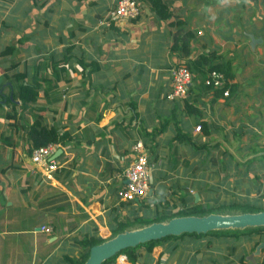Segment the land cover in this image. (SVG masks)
Returning a JSON list of instances; mask_svg holds the SVG:
<instances>
[{"label": "crops", "instance_id": "0c3cea01", "mask_svg": "<svg viewBox=\"0 0 264 264\" xmlns=\"http://www.w3.org/2000/svg\"><path fill=\"white\" fill-rule=\"evenodd\" d=\"M118 1L0 0V264L77 260L83 239L141 213L140 202L120 203L117 195L138 142L153 167L141 206L149 201L152 209L166 201L155 199L175 173L179 187L196 181L175 165L167 170L160 156L166 147L193 149L179 164L194 166L196 151L207 159L224 144L221 136L247 130L234 123L237 113L251 112V101L264 109V0H163L173 15L168 22L138 0L139 19L103 25ZM180 27L194 37L190 59L172 49ZM204 56L230 65L234 92L224 98L206 90L192 68L187 99L169 101L171 71ZM36 124L65 140L55 147L49 177L30 159ZM179 131L192 144H179ZM185 190L180 199L203 203ZM181 252L170 257L159 247L141 264H191Z\"/></svg>", "mask_w": 264, "mask_h": 264}, {"label": "rangeland", "instance_id": "374dc122", "mask_svg": "<svg viewBox=\"0 0 264 264\" xmlns=\"http://www.w3.org/2000/svg\"><path fill=\"white\" fill-rule=\"evenodd\" d=\"M252 103L255 104L256 102L251 101V112L247 109L245 112L237 113V122L234 123L238 128L246 126L247 130L244 128L245 132L243 130L239 131L238 136L229 134L227 141L221 136L219 143L224 144L220 147L217 145V147L211 148V152L207 153V159L201 156L205 153L196 151L197 154H200L197 157L199 162L191 166L190 164L179 163L182 161L188 162L193 154V149H177L176 151L175 148L170 150L166 147L165 153H160L161 160H163L167 170H172L175 165L180 172H184L185 176L191 179L196 178V181L191 184H186V180L182 184L179 183L180 187L183 188L181 189L176 185L175 176L177 173H175L173 180L170 178L166 182V186H164L166 188L164 189L166 191L165 194L155 199L156 203L164 197L166 201L160 203L159 207L157 204L152 209L148 208L150 205L149 201L145 203L146 206H141L140 201L138 206L141 209V215L139 214L138 218L152 219L156 216L155 211L158 209L163 211L166 208H171L173 213L180 212L182 209L180 197L183 190L186 189L185 191H187L189 187L203 196L204 204L209 203L210 205L219 206L228 205L232 201L238 203L260 201V204H264V164L259 162L252 164L249 173L246 166L239 165V162L253 159L256 157L254 156L255 152L264 149V109L262 108L260 111L254 110L255 107ZM232 116L233 114L230 113L227 119ZM150 154L152 159L151 151ZM177 160L178 163H176ZM172 182L174 183L172 184ZM209 238L204 237L199 241L195 238H186L182 244L183 248L179 250L182 251L181 258L190 259L192 257L191 264H241L240 258L242 256L247 257V264H262L264 262L263 249L257 254V249L261 246V244L257 243L261 237L241 238L236 241L226 240V238L213 239V242L207 241ZM199 245L201 246L199 247ZM198 248L202 251L201 254L197 255L196 251Z\"/></svg>", "mask_w": 264, "mask_h": 264}, {"label": "trees", "instance_id": "16d2710c", "mask_svg": "<svg viewBox=\"0 0 264 264\" xmlns=\"http://www.w3.org/2000/svg\"><path fill=\"white\" fill-rule=\"evenodd\" d=\"M141 1L144 2L152 10V12L156 15V17L159 20L168 22L172 19V16H173L172 12L170 8L168 7V5L164 3L163 0H141ZM169 26L173 27L174 25L169 24ZM174 37H175L174 46L172 48L173 51L174 52L180 51L181 57L183 59H190V57L192 56L191 43L194 39L193 35L189 32H186L183 28L180 27L177 29V32ZM209 57L210 56H204L202 58H198L197 60H194L193 63H190V65H188L187 67L190 70L194 68L199 73L204 75L203 80L206 78V75L211 71H217V72L222 73L225 76L228 84L226 85L224 89H217L213 92L215 95L221 96L222 93H224V91L229 89L230 93L232 94L235 90V87L232 84L235 77L231 71L230 65L229 64L217 65L213 61L215 59V55H211V57L213 58L212 61L209 59ZM203 87L206 90L212 91L210 88H207L204 85ZM34 92H35L34 90H31L30 94ZM206 127L207 126L204 125L205 130L207 129ZM29 139L33 144V151L44 149L51 145H57V144L62 145L65 143V140L59 139V137L57 136L55 132L46 129L40 124H36L31 129L29 133ZM176 141L179 144H183V143L192 144L190 137L187 135H183L181 131L178 132ZM254 156L256 157H254L253 159L249 161L239 162V165L247 167L248 173L250 172V168L252 167V164L256 162L264 164V149L260 150L259 152H255ZM66 174L69 175L70 173L66 172ZM181 206H182V209L178 213H173L171 208H166L163 211L158 209L157 211H155L156 216L152 219H140L138 218V215H135L133 218H128L125 220L116 219L114 223L110 226L111 235L107 239L109 240L127 231L143 229L155 223H167L177 217H190V216L206 217L212 214L240 215V214H257V213L264 212V204H260V201L259 202L258 201H254V202L245 201L242 203L232 201V203H228V205L223 204L219 206H214V205H210L209 203L189 204L187 201V198L185 196L184 197L182 196ZM255 236L261 237L260 241L257 244L264 243V229L263 228H255V229L249 228V229H246L245 231L211 232L203 236L183 235L181 237H169V238H166L160 241H154V242L148 243L136 249H128L126 251H123L120 255L116 256L114 259L104 264H116V261H118L120 257H123L125 259V262L122 264H141L142 259L144 257H146L147 259H150L152 255L154 254L155 250L159 247H164L165 255H169L170 257H172L173 255L177 254V252L180 249L183 248L182 244L184 243L186 238L188 239L195 238L197 241H199L203 239L204 237H207V238L210 237L209 239H207V241L210 240L213 242V239H225L226 238V240L236 241L241 238H253ZM107 239H101L97 237L96 235L83 239L80 242V245L84 250L81 256L77 260L68 259L67 264H85V262L87 261L89 257L90 250L95 246L101 245L102 243L107 241ZM200 246L201 245H199V247ZM201 251L202 250L198 248L196 251L197 255L201 254ZM263 253H264V250H263ZM246 258L247 257L242 256L240 258V263L247 264ZM145 264L147 263L145 262ZM262 264H264V262Z\"/></svg>", "mask_w": 264, "mask_h": 264}, {"label": "built area", "instance_id": "2783aa9c", "mask_svg": "<svg viewBox=\"0 0 264 264\" xmlns=\"http://www.w3.org/2000/svg\"><path fill=\"white\" fill-rule=\"evenodd\" d=\"M142 14L140 3L138 0H119L116 8L112 10L103 25L119 24L122 21H136ZM172 91L167 96L169 101L185 100L188 97L189 89L194 81V73L186 65H181L171 71ZM228 84L225 76L217 71H211L203 80V85L210 88L212 91L224 89ZM224 98L230 97V90L227 89L222 93ZM203 128L197 126L195 132L201 134ZM56 145H51L44 149L34 150L31 154V161L38 166L43 174L47 177L52 175L57 169L53 156L55 155ZM133 162L127 167L122 175V183L118 191V199L120 203L131 204L144 201L148 198L151 192V180L153 167L150 163L149 151L145 144L138 142L134 148ZM42 232L51 234L52 229L42 227ZM111 235L109 229L101 232L99 238L107 239ZM108 240V239H107ZM125 262L123 257H120L117 264Z\"/></svg>", "mask_w": 264, "mask_h": 264}, {"label": "water", "instance_id": "95a60500", "mask_svg": "<svg viewBox=\"0 0 264 264\" xmlns=\"http://www.w3.org/2000/svg\"><path fill=\"white\" fill-rule=\"evenodd\" d=\"M62 153L59 152V155ZM58 157L56 155L55 159ZM196 203L200 196L195 195ZM263 228L264 212L257 214L221 215L212 214L206 217H177L167 223H155L139 230L127 231L111 238L90 250L85 264H104L111 261L123 251L136 249L154 241L183 235L203 236L211 232L245 231L246 229ZM264 244L257 249V254Z\"/></svg>", "mask_w": 264, "mask_h": 264}]
</instances>
